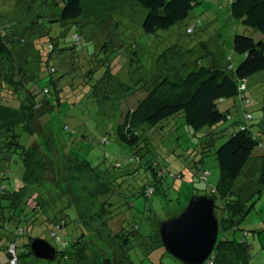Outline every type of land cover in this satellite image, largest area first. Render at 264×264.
Masks as SVG:
<instances>
[{"label":"trees","instance_id":"1","mask_svg":"<svg viewBox=\"0 0 264 264\" xmlns=\"http://www.w3.org/2000/svg\"><path fill=\"white\" fill-rule=\"evenodd\" d=\"M48 1L60 10L54 18L51 14L43 15L40 12L34 16V20L30 21V26L22 31L0 24V251H4L8 256L2 264H13L11 263L12 255L9 253L11 243L17 245L18 260L15 264L21 262L25 253L34 255L29 243L33 238L30 236L28 241L23 239L25 234L28 235L24 223L32 227L39 222L37 219L45 213L47 206L58 203L64 197L70 202L62 201V208L56 206L52 213H46L52 237L63 246L61 251L63 259L68 261L73 256L77 264H89L86 249L91 247L98 252V256L96 255L97 257L93 259L94 264H114L116 251H113V256H110L93 240L85 243L86 234L92 231L96 239L109 246L116 245L115 250L118 251L129 247L128 244L132 240L130 235L136 228L126 229L120 218H111L109 216L112 212L111 203L106 198H100L103 197V191L109 194L110 190H106L107 187L113 188L109 184L110 181L105 183L101 178L103 175L95 172L97 167L87 159H82L80 166L66 168L61 184L51 155L43 152L36 141L27 147L21 143V131L33 134L38 130L41 127L42 117L59 105L63 96L61 92L64 88L60 87V80L54 78L58 68L52 63V49L58 46L60 37L49 36L50 29L40 31L39 25L43 23V17L50 19V22L77 21L83 18L82 23L91 24V34L98 29L106 43H120V49L123 48L126 40L122 39L123 35L119 32L120 29L124 30L122 23L126 20L122 12L125 14L135 4H140L146 10L142 23L143 30L148 34H156L159 30L171 29L185 21L192 9L204 0ZM228 1L230 18L239 22L243 29L242 32L234 31L232 34L233 49L244 55L241 62L237 65H219L212 60L211 64H204L201 57H195L194 45L193 47L189 44L187 47L175 43L170 45L160 52L158 61L155 62L157 69L149 67L153 71H148L153 75L150 81L145 82L146 95L142 99L137 98L126 112L123 111L121 122L117 127L120 141L131 146H138L141 143L140 130L143 126L163 125L164 121L167 124L170 122L176 124L178 117H182L185 124L195 132L208 129L211 134L219 133L216 135L217 138L226 136L218 146L213 140L212 143L206 144L207 149L204 150V152L215 151L221 175L216 187L209 195L206 194L216 199L219 237L211 256L203 264H251L249 234L243 223L254 206V195L264 194V156L261 164L256 168L255 176L248 171L245 173L254 149L261 143L260 139L253 134L249 126L238 124V122H236L238 124L236 129L234 124L235 130L229 133L226 127L220 126L230 116L232 98L239 97L240 101L244 102L248 98L246 94L248 78L264 70V0ZM3 4L4 0H0V11L4 15L8 12H5ZM121 5H125L121 11L122 15L114 19L113 13ZM230 18H228V24L232 29L233 23ZM131 23V20L125 22L132 27ZM26 31L29 41L25 38ZM182 31L193 34L195 26L186 24ZM74 35L81 38L79 35ZM129 40L135 44V37L128 38L127 42ZM28 44L32 45L35 51L38 49L36 59L17 54L18 48H24ZM120 53L123 55L117 53L113 58L106 59L107 68L104 73L107 75L100 77L97 83L104 81L109 88L106 79L116 78V90H114L122 91L120 93L123 94V99L121 98L123 101L132 98L131 95L138 87L129 93L127 90L131 87L128 81L119 78L118 74L122 69L121 61L124 57L122 50ZM130 53L127 57L129 63H138L137 51L131 50ZM129 72L131 73L132 70ZM82 86L86 87V85ZM94 86L91 87L92 90L97 87ZM84 87H76L78 91L75 95H82ZM72 92L74 93L75 90ZM97 98L98 101L102 100V97ZM50 141L51 138H47V144ZM17 152L22 156L23 178L26 181L17 180L16 184L10 188L6 179L10 175L12 157ZM125 161H133V157ZM122 164L118 162V166ZM149 166L154 171L156 187L163 186L161 183L166 175L173 180L183 178L182 172L174 173L157 163L152 162ZM209 173H211L209 169H203L199 174V180L206 181ZM246 175L249 176L248 182H238L239 178ZM111 176L109 173L108 178L110 179ZM73 184L78 185L82 190L88 185L90 194H93L96 200L92 203L89 198H83L79 192L80 189H75ZM105 186L106 189H104ZM155 186L145 185L143 194L151 196L156 190ZM192 195L205 194L193 193ZM98 199H102V202L99 203ZM219 200L222 202L218 204ZM69 206H73L72 213L69 212ZM217 208L220 212H217ZM181 211L170 217L176 216ZM72 215L75 217L73 218ZM72 219H80L82 224L85 223V231L74 236L75 238L70 242L62 238L60 231ZM113 220L118 221V225L115 224L117 227L111 225ZM71 231L76 233L79 229L75 227ZM158 235L160 236V233L155 235L157 237L154 245H161L167 252L161 236L159 238ZM122 260L128 264L127 259Z\"/></svg>","mask_w":264,"mask_h":264},{"label":"rangeland","instance_id":"2","mask_svg":"<svg viewBox=\"0 0 264 264\" xmlns=\"http://www.w3.org/2000/svg\"><path fill=\"white\" fill-rule=\"evenodd\" d=\"M3 5L5 12L8 13L3 15L0 11V24L17 31H22L30 26V21L34 20V16L40 12L43 15L51 14L54 18L60 11L48 0H4ZM119 7L113 13L114 19L119 18L125 5ZM129 9L125 14L122 12L126 20L122 23L124 30L120 29L119 32L123 35L122 39L126 40L123 48L120 49V43H106V40L101 38L98 29H95V32L91 34V24L82 23L83 18L77 21L50 22V19L43 17V23L38 24L39 30L43 32L50 29L49 36L60 37L58 46L54 50L52 49V63L57 65L58 70L54 74V78L60 80V87L64 88L61 92L63 96L61 103L42 117L41 127L38 130L33 134L21 131V143L27 147L36 141L43 152L51 155L61 184L66 168L80 166L82 159H87L97 167L95 172L103 175L101 178L105 183L110 181L109 184L113 188L107 187L106 189L105 186L104 189L110 190L109 194L103 191V197L100 198H106L111 203L112 212L109 215L111 218H120L126 229L136 228L130 235L132 240L128 244L129 247L118 251L115 250L116 245V247L109 246L96 239L95 233L92 231V233L86 234L85 243L93 240L110 256H113V251H116L114 264H125L122 259H127L128 264H183L167 253L161 245H154L157 237L155 235L159 233L160 222L181 211L192 198L193 193L209 195L216 187L221 175L219 163L214 150L206 152L204 150L207 149L206 144L212 143L213 140L218 146L226 136L217 138L216 135L219 133L211 134L208 129L195 132L185 124L182 117H178L176 124L175 122L167 124L164 121L165 125L143 126L140 130L141 143L138 146H131L120 141L117 127L121 122L123 111L126 112L127 108L137 101V98L142 99L146 95L145 82L150 81L153 75L148 70L153 71L149 67L157 69L155 62L158 61L160 52L174 43L185 47L189 44L192 47L195 46L193 47L195 57H201L204 64H211L213 60L219 65H237L244 55L233 49L232 34L234 31L242 32L243 29L239 22L230 18L228 0H204L192 9L185 21L176 24L171 29L159 30L156 34H148L143 30L142 23L146 14L143 6L135 4ZM228 18L233 23L232 29L228 24ZM129 20L132 21V27L125 24ZM186 24L195 26L193 34H186L182 31ZM229 31L231 32L228 33ZM74 34L81 38H77ZM130 37H135V44L130 40L127 42ZM25 38L29 41L27 31ZM44 38L47 39V37ZM203 43L204 45H202ZM45 47L47 46L45 45ZM121 50L124 52V57H122L120 66L122 67L121 73L118 76L120 79L128 81L127 83L131 87L127 90L129 93L138 87L131 95L132 98L123 101L122 91L115 92L116 78H105L110 89L106 87L104 81L97 83L100 77L107 75L104 73L107 68L106 59L113 58L117 53L121 54ZM131 50L137 51L140 62L138 60L136 64L129 63L127 57L132 53H130ZM37 53L38 49L35 51L30 44L17 50L19 56L27 55V57L31 56L35 59ZM130 70H132V74L129 72ZM82 85H86V87ZM93 85L97 87L92 90ZM76 87H84L82 95H75L78 91ZM246 94L248 98L244 102H241L239 97L232 98L233 105L230 107V116L220 126L221 128L226 127L229 133L233 131L234 127L236 129L239 123L247 125L260 139L261 143L254 149L249 166L245 170V173L250 170L251 175L255 176L260 155L264 154V70L256 72L248 78ZM97 97H102V100L98 101ZM234 124L236 125L234 126ZM47 138H51L49 144H47ZM65 156L69 158L67 159ZM132 157L133 161H125ZM21 158L19 152L12 157L10 175L6 179L10 188L16 184L17 180L26 181L23 178L24 170ZM118 162L123 164L118 166ZM152 162L174 173L182 172L183 178L173 180L166 175L161 183L163 186L156 187L155 174L149 166ZM203 169L211 171L206 181L199 180V174ZM109 173L112 175L110 179L108 178ZM248 179L249 176H242L238 182H245ZM149 184L155 186L156 190L151 196H146L143 194V188ZM88 185L82 190L78 185L73 184L75 189H80L79 192L83 198H89L93 203L96 197L90 194L91 190ZM254 196V206L243 226L249 234L250 263L264 264V224H262V221L264 222V194ZM62 201L70 202L64 197L58 203L47 206L45 213L37 219L39 222L33 224L32 227H28L24 223L26 233L28 230V235L23 236L24 241L30 236L48 240L59 251L56 259L49 261L25 253L19 264H77L73 256L68 261L63 259L61 252L63 246L52 237L51 226L46 220V213H52L56 206L62 208ZM101 202L102 199L99 200V203ZM221 202L219 200L218 204ZM69 209L70 213L74 210L73 206H69ZM217 212H220L219 208H217ZM259 223L262 224L261 227H258ZM115 224L118 225V221H111V225L117 227ZM84 225L85 223L82 224L80 219H72L60 231L62 238L71 242L75 238L74 236L85 231ZM75 227L79 231L73 233L71 230ZM13 245L16 244L9 245L10 254H13L12 248L13 250L15 248ZM86 253L87 260H90L88 263L94 264L93 259L98 256V252L88 247ZM7 258L6 253L0 251V264L4 263Z\"/></svg>","mask_w":264,"mask_h":264},{"label":"water","instance_id":"3","mask_svg":"<svg viewBox=\"0 0 264 264\" xmlns=\"http://www.w3.org/2000/svg\"><path fill=\"white\" fill-rule=\"evenodd\" d=\"M159 233L167 252L177 260L183 264H203L219 237L215 197L193 196L179 214L160 222ZM30 247L38 258L56 259V247L44 238H33Z\"/></svg>","mask_w":264,"mask_h":264},{"label":"built area","instance_id":"4","mask_svg":"<svg viewBox=\"0 0 264 264\" xmlns=\"http://www.w3.org/2000/svg\"><path fill=\"white\" fill-rule=\"evenodd\" d=\"M15 244V243H14ZM15 248H14V250H13V248H12V251H13V254H11L12 255V259H11V263H13V264H15L16 262H17V260H18V258H17V253H16V246L17 245H13Z\"/></svg>","mask_w":264,"mask_h":264},{"label":"crops","instance_id":"5","mask_svg":"<svg viewBox=\"0 0 264 264\" xmlns=\"http://www.w3.org/2000/svg\"><path fill=\"white\" fill-rule=\"evenodd\" d=\"M260 156H261V157H260V159H259V164H258V166L261 164V161H262V158H263L264 154H263V155H260ZM258 166H257V167H258ZM248 172H250V170H248ZM262 224H264V222H262ZM262 224H259V227H261Z\"/></svg>","mask_w":264,"mask_h":264}]
</instances>
